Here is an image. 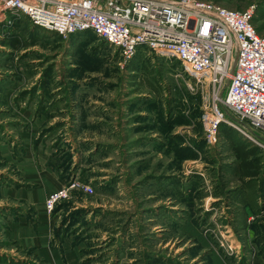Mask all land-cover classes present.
Masks as SVG:
<instances>
[{
  "label": "rangeland",
  "instance_id": "374dc122",
  "mask_svg": "<svg viewBox=\"0 0 264 264\" xmlns=\"http://www.w3.org/2000/svg\"><path fill=\"white\" fill-rule=\"evenodd\" d=\"M7 1L0 0V264H147L157 258L155 255L180 264H264V249L255 245L257 235L264 234V217L251 220L260 228L249 229L242 250L226 224L225 207L214 208L216 200L208 195V169L212 167L208 160L215 157L219 130L216 145L209 149L199 108L201 84L195 96L189 94L191 86H196L180 62L143 50L123 63L118 53L97 37L77 39L75 47L68 37L60 44L53 40L29 50L13 49L8 46L13 25L6 23L3 10ZM196 1L244 11L256 9L260 0H245L251 2L248 6L241 0ZM80 43L84 50L78 54ZM78 65L79 69L72 70ZM133 68L135 72H131ZM68 76L79 80L70 83ZM150 93L160 96L163 110L168 112L162 116L163 124L168 122L171 128L173 114L176 120L186 119L187 127L173 137L182 147L181 155L186 156L179 158L174 180L151 179L164 174L163 167L154 171L159 160L145 151L147 134L152 133L142 126L129 128V119L124 118L129 106L135 112L150 104L144 100ZM196 110L199 119L194 117ZM83 112L110 116V132L95 140L116 143L105 151L111 157L107 163L84 164L82 168L73 161L70 144L78 143L75 139ZM86 123L91 126L92 122ZM168 124L162 140L170 144V129L165 130ZM254 135L264 144L263 137ZM200 141L204 147L195 150L194 143ZM43 156H48L65 184L76 179L92 187L93 194L83 198L86 206L75 207L71 200L68 210L45 211L44 202L50 194L44 188L53 183L44 170ZM175 156L172 146L163 150L165 162L173 157L176 160ZM101 168L110 171L105 190H98L96 174L91 172ZM195 175L203 178V186L194 183ZM105 195L110 198L102 197ZM95 198L105 208L90 206ZM77 209L84 212L70 217ZM49 255L51 260L46 261Z\"/></svg>",
  "mask_w": 264,
  "mask_h": 264
},
{
  "label": "built area",
  "instance_id": "2783aa9c",
  "mask_svg": "<svg viewBox=\"0 0 264 264\" xmlns=\"http://www.w3.org/2000/svg\"><path fill=\"white\" fill-rule=\"evenodd\" d=\"M3 10L10 25L24 16L63 39L91 32L123 63L143 50L175 58L193 78L191 95L201 84L208 148L226 124L264 149L254 135L264 138V36L252 24L254 8L235 11L196 0H8ZM92 194L90 185L71 179L50 193L44 209L50 214L63 202Z\"/></svg>",
  "mask_w": 264,
  "mask_h": 264
},
{
  "label": "trees",
  "instance_id": "16d2710c",
  "mask_svg": "<svg viewBox=\"0 0 264 264\" xmlns=\"http://www.w3.org/2000/svg\"><path fill=\"white\" fill-rule=\"evenodd\" d=\"M233 1L236 2L237 0ZM241 1L245 2V6L251 4L250 1ZM215 2H221V0H215ZM261 20H264V0H260L256 3V9H254V15L252 18V24L254 25L256 32L264 36V34H262L264 31V22L261 25L258 24ZM13 30V34L8 37V46L13 49H27L38 45L44 46L49 39L47 31L33 26L29 20H22L21 17L13 18ZM74 36L81 37V39L83 38L84 40L86 38L89 40H91L92 37L96 38L91 32L78 33L71 35L70 37L73 38ZM54 40L61 41L63 38L55 34ZM82 45L83 44L81 43L77 45L78 49L81 48L80 50H77L78 54H81L84 50ZM79 68L80 66L78 65L77 67H73L72 70ZM131 72H135V69H131ZM67 79L76 78L68 76ZM70 83L75 82L72 81ZM46 87L47 83L43 79L42 90L44 92H46ZM36 89L37 88H34L33 91L35 92ZM42 97H44V95ZM40 103L42 104L43 101ZM194 114V117L199 119L200 116L198 110H196ZM175 123L184 124L186 123V119L179 117ZM167 124L168 122L164 125ZM169 128L167 126L165 129L166 132L169 131ZM218 130L219 143L214 149L215 157L210 156L208 160L212 165L211 169H208L209 175L211 176L209 177L211 190L208 192V195L216 200L215 203H213V206H215L214 208H218L220 205L225 207L227 215L225 218L226 224H228L238 240L243 241V235L245 236L247 229L258 230V228H260L252 222L249 223V217L252 216L254 219L264 217V151L253 145L249 140L231 127L221 124L218 127ZM178 145L179 148H174L176 154L175 157L179 162V158L184 159L186 156L181 155L182 153L179 149L182 147H180L181 145L179 142ZM201 146L204 147L203 141L194 143L195 150ZM69 154L68 158L70 157ZM194 177L193 181L195 184L200 186L204 185V180L200 175H195ZM63 208L64 210L70 209L71 202L61 203L54 209L53 214L63 211ZM82 212L84 211L77 209L70 217ZM257 236L255 245L260 247L261 251H263L264 234H259ZM155 257L157 258L148 260L147 264H180L179 262L175 263V261H173L174 259L171 258L165 260V258L158 255H155Z\"/></svg>",
  "mask_w": 264,
  "mask_h": 264
},
{
  "label": "crops",
  "instance_id": "0c3cea01",
  "mask_svg": "<svg viewBox=\"0 0 264 264\" xmlns=\"http://www.w3.org/2000/svg\"><path fill=\"white\" fill-rule=\"evenodd\" d=\"M22 20H28L26 17H21ZM47 36L49 37V39L47 40V44H49V42H52L55 38V34L48 32ZM81 39V37L78 36H74L73 38L70 37L71 43L70 45H72V47H75L74 43H76V40ZM64 41H55L58 42V44L62 43ZM54 42V41H53ZM29 48H27V50H29ZM67 81L72 82V81H78V80H74V79H67ZM82 83L85 82V80H81ZM190 94V93H189ZM146 98L144 100H146L145 102L147 103V100L150 101L151 103L146 104L145 106H142L140 111H135L133 112V107L129 106V110L125 113V117L129 119V128H133V126H136L134 128H137V126H142V128H144L145 131L151 132L152 134H147L148 135V139H147V143L145 144V151L146 152H152L154 153L155 157L158 158V162L156 164V168L154 169L157 170L160 167H163L162 169V173H164L163 175H158L157 177H152L151 179H155L156 181L159 180V182H163L165 180L170 181V180H174V175H175V169L179 167V163L178 160H174L173 158H170L168 160H164V158L162 157L163 154V150L166 149V147H168L169 145L172 146L173 148H179L178 142H175L173 140L174 136H177L179 130L181 128H185L187 126H185L184 124H179V123H174V120H176V115H172V123H171V128L170 132H171V142L170 144H167L164 142V140H162V135L164 133V127H163V115H166L167 113L164 112L163 110V104H161V99L160 96L158 94L155 93H150V95H145ZM191 96V95H190ZM85 97V96H84ZM201 101V100H200ZM97 103V102H94ZM74 104V103H73ZM75 104L78 105L77 102H75ZM81 104H83L82 102L79 103V106H81ZM70 105V104H68ZM200 110H201V102H200V106H199ZM65 113L68 110H63ZM202 112V111H201ZM108 115L106 114H102V115H97L95 112H93L91 115L89 114H85L84 112L82 113V125L78 128V132L76 133V142L77 145H74L75 143H71L70 144V148L71 151L73 152L74 156H73V161L74 163H79L80 167L83 168L84 164H87L89 166L92 167V165L97 166L98 163L100 162L101 164L107 163L106 160H110L111 157L109 155V153L105 152L106 149H113L115 148L117 145L116 143H110V141H105L106 143H102L100 141H95L98 136L102 135L104 132H110L111 127H109L110 124V120H108ZM147 117L149 120H146ZM137 118H142L141 120H139L138 122L136 121ZM175 118V119H174ZM86 120L91 121V126L88 125L86 123ZM142 120L146 121V122H141ZM143 123V125H141ZM99 124L101 127H99ZM104 130V131H103ZM137 131V130H136ZM163 131V132H162ZM91 132V133H90ZM59 133H62V129L59 131ZM132 133V132H131ZM81 134V137L78 136ZM87 134H91L90 138H87L86 135ZM145 137V136H144ZM142 138V137H140ZM178 138V137H177ZM72 139V138H71ZM132 140V139H130ZM136 140V138L134 139V141ZM67 144H69V141H66ZM176 143V144H175ZM184 145V143H182ZM102 150H101V149ZM75 150V152H74ZM144 152V151H143ZM48 155V154H47ZM98 156V158H97ZM77 158V161H75ZM164 160V161H163ZM51 162V161H50ZM43 165L44 166V170L47 174L48 177H50L52 179V183L51 185H49V187L44 188L45 192H47L46 194H50L54 191H57L58 189H60L62 186L65 185V180L61 179V177L59 176V173H57L56 170L53 169V166L51 165V163L49 164V159L48 156H43ZM143 168H146V165H142ZM87 169V168H86ZM159 170H157L158 172ZM93 173H95L97 180H98V185H96V187H100V189L98 190H102L105 188H107V182L105 180L107 178V174H110L107 170V168H101V169H97V171L94 172L91 171ZM141 172V171H140ZM160 172V173H161ZM138 173V172H137ZM51 175L55 176V179H53L51 177ZM90 180L88 179V182ZM91 182V181H90ZM109 191L106 190V193L108 194ZM174 193V192H172ZM176 193V192H175ZM152 194L148 195V198L151 196ZM87 197V196H86ZM98 197V196H97ZM102 197H108V195L106 196H102ZM84 197L81 198H77L75 199L73 205H75V207L77 206H82L85 205L86 206V199H83ZM99 198H95L92 199L90 201V206H93V204H95V206L93 208H105V204H102L103 202L99 201ZM27 204H31V206H34L32 202H30L29 200L26 199ZM254 217H249L248 222L251 223V220ZM231 229V228H230ZM248 229L245 233V236L243 235V241H239L238 238L235 236V238L238 241V244L240 245V247L243 249V246L246 244L248 236ZM52 255H49L45 257V259L47 258L46 261L51 260ZM252 264H259L257 263H252Z\"/></svg>",
  "mask_w": 264,
  "mask_h": 264
}]
</instances>
